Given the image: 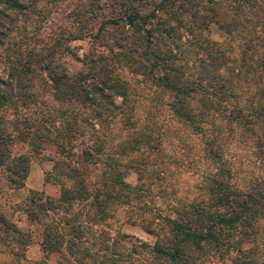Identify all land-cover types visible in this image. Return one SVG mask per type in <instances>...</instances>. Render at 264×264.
Returning <instances> with one entry per match:
<instances>
[{
    "label": "trees",
    "instance_id": "trees-1",
    "mask_svg": "<svg viewBox=\"0 0 264 264\" xmlns=\"http://www.w3.org/2000/svg\"><path fill=\"white\" fill-rule=\"evenodd\" d=\"M35 159L11 264H264V0H0V191Z\"/></svg>",
    "mask_w": 264,
    "mask_h": 264
},
{
    "label": "rangeland",
    "instance_id": "rangeland-1",
    "mask_svg": "<svg viewBox=\"0 0 264 264\" xmlns=\"http://www.w3.org/2000/svg\"><path fill=\"white\" fill-rule=\"evenodd\" d=\"M207 34L210 35L213 39L223 40L225 38V32L219 28L216 24H210ZM77 43V42H76ZM65 63L68 65L70 70H76L81 67V62L76 58L67 55L65 58ZM159 111V110H158ZM157 117L159 120L167 122V113L165 111L157 112ZM156 115H154V118ZM51 167L50 161L42 160H33L30 165L28 175L25 179L24 185L15 191L12 192V188L3 189L0 191V213H2L8 220L15 221L23 229H27L29 226V221L26 217V214L18 207L26 200L29 191L33 188L36 190H43L45 194L57 196L59 194L60 187L57 183L46 182L44 180L46 170H49ZM187 172L179 173L182 177L178 178L177 175H172L169 180L171 186L174 187V193L170 194L165 198L167 200L169 197H173L174 194L186 196V193L191 189V185L197 175H194L193 169H187ZM127 178L134 182L135 173L130 172L127 175ZM179 180L184 181V183L179 184ZM183 187V188H182ZM156 202H159L158 200ZM117 223V222H116ZM118 224H120L118 222ZM33 226V225H32ZM123 231L127 233L125 240L130 241L134 240L136 237L143 239H151L152 235L146 232L139 224H130L124 223L122 225ZM7 230L4 228V225L0 222V264H11L15 259L8 251L10 245L8 244L9 235L12 234L10 231L7 235ZM12 246L15 249V245L12 242ZM25 258H20L19 261L22 264H58V261L55 257H50L45 259L39 245L35 242L31 243L24 250Z\"/></svg>",
    "mask_w": 264,
    "mask_h": 264
},
{
    "label": "crops",
    "instance_id": "crops-1",
    "mask_svg": "<svg viewBox=\"0 0 264 264\" xmlns=\"http://www.w3.org/2000/svg\"><path fill=\"white\" fill-rule=\"evenodd\" d=\"M22 187V186H21ZM21 187H18V188H12V192L13 191H15V190H17V189H20ZM33 189H35V188H33ZM37 189V188H36Z\"/></svg>",
    "mask_w": 264,
    "mask_h": 264
}]
</instances>
